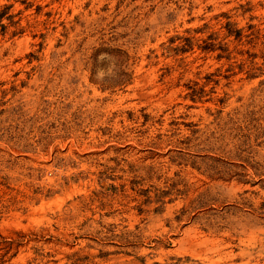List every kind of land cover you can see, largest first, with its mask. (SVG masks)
Segmentation results:
<instances>
[{
    "label": "rangeland",
    "instance_id": "rangeland-1",
    "mask_svg": "<svg viewBox=\"0 0 264 264\" xmlns=\"http://www.w3.org/2000/svg\"><path fill=\"white\" fill-rule=\"evenodd\" d=\"M0 264H264V0H0Z\"/></svg>",
    "mask_w": 264,
    "mask_h": 264
}]
</instances>
